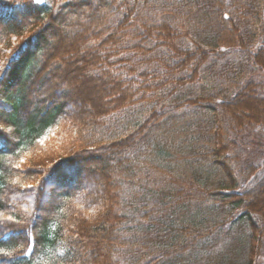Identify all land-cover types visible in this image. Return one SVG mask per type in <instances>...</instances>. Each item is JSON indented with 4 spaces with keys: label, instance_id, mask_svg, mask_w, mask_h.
<instances>
[{
    "label": "trees",
    "instance_id": "trees-1",
    "mask_svg": "<svg viewBox=\"0 0 264 264\" xmlns=\"http://www.w3.org/2000/svg\"><path fill=\"white\" fill-rule=\"evenodd\" d=\"M257 68L264 0H0V264H260Z\"/></svg>",
    "mask_w": 264,
    "mask_h": 264
},
{
    "label": "rangeland",
    "instance_id": "rangeland-1",
    "mask_svg": "<svg viewBox=\"0 0 264 264\" xmlns=\"http://www.w3.org/2000/svg\"><path fill=\"white\" fill-rule=\"evenodd\" d=\"M253 78L257 79V80H260V81H263L264 82V70L263 69H260V68H257L255 69V72L254 74L252 75ZM261 161L258 160L256 163H260ZM258 178L262 179L264 178V167L260 168V171L258 173ZM259 263L260 264H264V249H263V252H262V255H261V258L259 259Z\"/></svg>",
    "mask_w": 264,
    "mask_h": 264
},
{
    "label": "snow or ice",
    "instance_id": "snow-or-ice-1",
    "mask_svg": "<svg viewBox=\"0 0 264 264\" xmlns=\"http://www.w3.org/2000/svg\"><path fill=\"white\" fill-rule=\"evenodd\" d=\"M36 2H37V3H42L43 0H36ZM3 150H4V149L0 148V151H3ZM28 187H33V186L29 185ZM6 219L10 221L12 218H11V217H7ZM0 254H2V255H7V253H4L3 250H0Z\"/></svg>",
    "mask_w": 264,
    "mask_h": 264
}]
</instances>
